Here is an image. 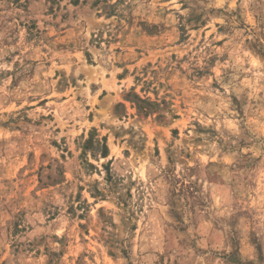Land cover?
I'll return each instance as SVG.
<instances>
[{
  "label": "rangeland",
  "instance_id": "rangeland-1",
  "mask_svg": "<svg viewBox=\"0 0 264 264\" xmlns=\"http://www.w3.org/2000/svg\"><path fill=\"white\" fill-rule=\"evenodd\" d=\"M0 264H264V0H0Z\"/></svg>",
  "mask_w": 264,
  "mask_h": 264
}]
</instances>
